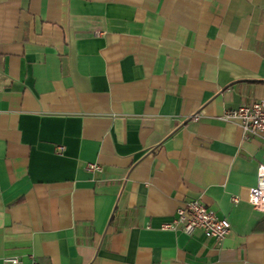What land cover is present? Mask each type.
Returning <instances> with one entry per match:
<instances>
[{
    "label": "crops",
    "instance_id": "0c3cea01",
    "mask_svg": "<svg viewBox=\"0 0 264 264\" xmlns=\"http://www.w3.org/2000/svg\"><path fill=\"white\" fill-rule=\"evenodd\" d=\"M253 101L264 0H0V259L264 264V141L220 120ZM192 199L220 244L159 229Z\"/></svg>",
    "mask_w": 264,
    "mask_h": 264
},
{
    "label": "built area",
    "instance_id": "2783aa9c",
    "mask_svg": "<svg viewBox=\"0 0 264 264\" xmlns=\"http://www.w3.org/2000/svg\"><path fill=\"white\" fill-rule=\"evenodd\" d=\"M220 120L236 123L244 139L259 138L264 141V101H253L227 110ZM86 169L92 173L102 172L101 167L95 163L87 164ZM231 201L236 202V198L232 197ZM248 203L264 213V159L257 167L256 184L249 189ZM159 229L182 232L188 236L195 231H201L206 237L220 244L230 232V223L201 201L192 199L182 202L175 209L170 220L162 223ZM0 263L20 264L21 261L18 257H7L0 259Z\"/></svg>",
    "mask_w": 264,
    "mask_h": 264
}]
</instances>
